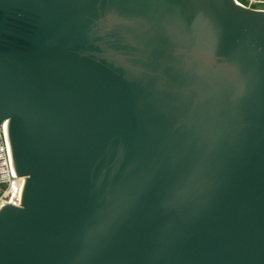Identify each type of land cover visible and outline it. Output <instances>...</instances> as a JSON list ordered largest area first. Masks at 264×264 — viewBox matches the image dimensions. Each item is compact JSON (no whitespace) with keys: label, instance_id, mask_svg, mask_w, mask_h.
Returning <instances> with one entry per match:
<instances>
[{"label":"water","instance_id":"obj_1","mask_svg":"<svg viewBox=\"0 0 264 264\" xmlns=\"http://www.w3.org/2000/svg\"><path fill=\"white\" fill-rule=\"evenodd\" d=\"M5 121L0 264H264V12L0 0Z\"/></svg>","mask_w":264,"mask_h":264},{"label":"built area","instance_id":"obj_2","mask_svg":"<svg viewBox=\"0 0 264 264\" xmlns=\"http://www.w3.org/2000/svg\"><path fill=\"white\" fill-rule=\"evenodd\" d=\"M244 8L264 12V0H235ZM5 122L0 123V209L5 205H20V195L25 178L17 177L12 169Z\"/></svg>","mask_w":264,"mask_h":264}]
</instances>
